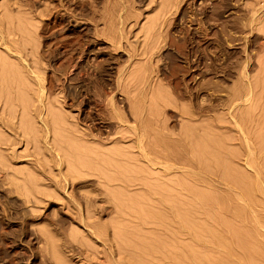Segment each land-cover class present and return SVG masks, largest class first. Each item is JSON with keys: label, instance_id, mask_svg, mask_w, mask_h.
Returning <instances> with one entry per match:
<instances>
[{"label": "rangeland", "instance_id": "1", "mask_svg": "<svg viewBox=\"0 0 264 264\" xmlns=\"http://www.w3.org/2000/svg\"><path fill=\"white\" fill-rule=\"evenodd\" d=\"M139 118L156 146L178 150L182 161L195 154L194 161L207 164L214 175L208 188L198 182L200 173L193 184L210 191L207 198L213 189V205L181 187L165 190L153 178L161 166L148 167L138 153L131 129ZM263 136L264 0H0V264H264ZM114 148L127 158L108 156ZM74 171L79 178H72ZM181 171L165 180L183 178ZM240 175L255 178L251 200L233 192ZM222 195L226 204L217 200ZM179 202L183 208L196 203L194 214ZM234 210L248 220L239 221ZM245 226H254L256 241ZM254 241L258 252L250 247ZM188 246L199 263L189 260ZM201 249L209 253L202 256Z\"/></svg>", "mask_w": 264, "mask_h": 264}, {"label": "bare ground", "instance_id": "2", "mask_svg": "<svg viewBox=\"0 0 264 264\" xmlns=\"http://www.w3.org/2000/svg\"><path fill=\"white\" fill-rule=\"evenodd\" d=\"M121 17H122V16H121ZM121 19H122V18H121ZM123 21H124V18H123ZM123 23H124V22H123ZM120 24H121V23H120ZM125 24H126V23H125ZM123 25H124V24H123ZM111 27H112V26H111ZM122 27H123V26H122ZM111 30H112V29H111ZM115 30H116V29H115ZM120 31H121V30H120ZM112 34H114V33H111V35H112ZM115 34H116V33H115ZM118 34H119V36H120V39H119V38H117V39L120 40V41H122V40H121L122 33H120V32L118 31ZM102 36H103V34H102ZM108 36H109V35H108ZM116 36H117V35H116ZM116 36H114V38H113L114 40H115ZM119 36H117V37H119ZM122 38H123V37H122ZM107 39H108V38H107ZM107 39L104 37V39L102 40V42L107 43V41H105V40H107ZM109 39H110V38H109ZM110 40H111V39H110ZM114 40H113V41L111 40V41L113 42V47H114L113 49H114V50H115V49H117V50L121 49L120 42H119V43H118V42H114ZM108 41H109V40H108ZM96 43H97V42H96ZM121 43H122V42H121ZM64 45H65V44H64ZM153 46H154V45H153ZM59 49H60V48H59ZM147 49H148V48H147ZM55 50H56V49H55ZM75 50H76V49H75ZM83 51H84V50H83ZM120 52H121V50H120ZM138 52H139V51H138ZM148 52H149V51H148ZM156 52H157V51H156ZM57 53H58V52H57ZM76 53H77V52H76ZM51 54H52V53H51ZM130 54H131V52H130ZM132 55H133V54H132ZM154 55H155V54H154ZM55 56H56V55H55ZM55 56H54V57H55ZM134 56H135V55H134ZM152 57H153V56H152ZM54 60H57V59L55 58ZM54 60H53V61H54ZM53 61H52V62H53ZM188 63H189V62H188ZM54 66H55V65H54ZM90 68H91V67H90ZM142 70H143V69H142ZM32 73H33V72H32ZM34 73H35V72H34ZM31 75H32V74H31ZM140 75H141V74H140ZM37 76H38V75H37ZM140 77H141V76H140ZM35 78H36V77H35ZM38 80H39V79H38ZM100 81H101V80H100ZM119 81H120V80H119ZM135 81H136V80H135ZM140 82H141V81H140ZM146 82H147V81H146ZM135 83H136V82H135ZM117 84H118V83H117ZM123 84H124V83H123ZM139 84H140V83H139ZM118 87H119V86H118ZM122 87H123V86H122ZM43 88H44V87H43ZM41 89H42V88H41ZM113 89H114V88H113ZM118 89H119V88H118ZM136 89H137V88H136ZM121 90H122V89H121ZM134 90H135V89H134ZM113 91H114V90H113ZM124 92H125V91H124ZM126 92H127V90H126ZM127 93H128V92H127ZM130 94H131V93H129V95H130ZM105 95H106V94H105ZM108 95H109V94H108ZM131 95H132V94H131ZM40 97H41V96H40ZM131 97H132V96H131ZM134 98H135V97H134ZM247 99H248V98H247ZM257 99H258V98H257ZM106 100H107V99H106ZM114 100H115V99H113V97H112V98L110 99V101H109V102H110L109 105H111L112 111H113V112H116V114H117L119 111H118V109H117L118 107L116 106L117 104H115L116 102H114ZM131 100H132V99H131ZM134 100H135V99H134ZM136 100H137V99H136ZM232 101H233V100H232ZM237 101H238V100H237ZM109 102H108V103H109ZM235 102H236V101H235ZM131 103H132V101H131ZM135 103H136V102H135ZM136 106H137V105H136ZM136 106H135V107H136ZM141 106H142V105H141ZM143 106H144V105H143ZM100 107H101V106H100ZM131 107H132V106H131ZM146 108H147V107H146ZM253 108H254V107H253ZM131 109H132V108H131ZM246 109H248V108H246ZM251 109H252V108H251ZM135 110H137V109H135ZM142 110H143V109H142ZM248 110H249V109H248ZM248 110H246V111H248ZM254 110H255V109H254ZM125 111H126V110H125ZM138 111H139V110H138ZM250 112H251V111H250ZM49 113H50V112H49ZM56 113H57V112H56ZM122 113H123V112H122ZM124 113H125V112H124ZM128 113H129V112H128ZM130 113H131V114H129V115H132V114H133V112H130ZM246 114H247V112H246ZM58 115H59V114H58ZM88 115H89V114H88ZM121 115H123V114H121ZM121 115L118 114V118H119V119L121 118ZM135 115H136V114L134 113V116H135ZM139 115H140V114H139ZM139 115L137 114L136 116H139ZM248 115H249V113H248ZM52 116H53V113H52ZM124 116H126V115H124ZM234 116H235V115H234ZM244 116H245V115H244ZM244 116H243V118H244ZM251 117H252V116H251ZM42 118H43V117H41V119H42ZM53 118H54V120H53L54 126L60 128L61 125H62L61 122H60V119H59L60 117L58 118V116L56 117V115H54ZM137 118H138V117H137ZM143 118H144V117H143ZM108 119H109V118H108ZM115 119H116V118H115ZM124 119H125V118H124ZM129 119H130V118H129ZM262 119H263V117H262ZM42 120L45 121L46 119L43 118ZM50 120H51V117H50ZM103 120H104V119H103ZM112 120H113V118H112ZM136 120H137V119H136ZM138 120H139V123H138V124L136 123L137 125L133 126L132 129L130 128V129L133 131V132H132V131H131V132H132V134H133V137H134V140H135L136 146H137V148H138V151H139L138 153H139L140 157H141L144 161H146L148 167L150 166V167L154 168V167H156V166H161L160 168H161V173H162V174H156V173H155V176H154V175H153V172H155L156 169L154 168L155 170H154L153 172H152L153 169L148 170L149 172H150V171L152 172L153 178H155L157 181H158V180H162V182H161L162 185H161V186L164 187V185H165V190L168 189V188H174V189L176 190V189H178V188L180 189V187H181V191L184 190V192H185L188 196H191V197H192L193 195H199V196H197V197H200V198H197V199H201V201L204 200V199H202V198L205 197L206 199H209V200H206L205 202L207 203V201H209V202H211V205H213L212 202L214 203V200H216L215 197H214V199L212 198V197H213L212 194H216V193H212V192H213V189H212V192H211V195H210V196H211L210 198L213 199V200L210 201L211 199H210V198H207V197H209V195H206V194H210V191H209V192H208V191H204V190L201 191V190H200L201 188L198 190L197 187H196V185H195V184H198L197 182H195V181H197L196 178H197V177H200V176L203 175V176L201 177L202 180L200 181V178H199V179H198V182L201 183V184H202L203 186H205V187L209 186L210 181H208V180H211V178L214 177V175L212 176V171L210 170V171H211V173H210V171L208 170V168H207V167H206V168L204 167V166H206L207 164L203 166L202 164L196 162L197 160L194 161V155H195L194 153H192V154H194L193 157H191L192 155L189 156L188 161H182V160H181V159H182L181 156L177 154V153H179L178 150H177V152L174 151V150H176V149H174L173 151H171V150L169 149V151H167V150L161 148V147L159 146L160 144H159L158 146H156V145H155V140H154V141H151V140L148 138V134H147V126H146V124L144 123V119L142 120V118H139ZM145 120H147V119H145ZM154 120H155V119H154ZM154 120H153V121H154ZM240 120H241V119H240ZM51 121H52V120H51ZM127 121H128V120H127ZM2 122H3V121H2ZM154 122H155V121H154ZM45 123H46V124H45ZM45 123H44V124H45L46 126H48V125H47L48 122L45 121ZM49 123H50V122H49ZM51 123H52V122H51ZM53 123H52V124H53ZM146 123H147V122H146ZM148 123H149V122H148ZM240 123H241V122H240ZM242 124H243V123H242ZM63 125H64V124H63ZM119 125H120V124H119ZM149 125H150V124H149ZM260 125H261V124H260ZM51 126H52V125H51ZM236 126H238V124H237ZM55 127H54V128H55ZM258 127H259V126H258ZM118 128H119V127H118ZM116 129H117V128H116ZM153 129H154V128H153ZM48 130H49V129H48ZM61 130H62V129H61ZM65 130H66V129H65ZM149 130H150V127H149ZM187 130H188V129H187ZM196 130H197V129H196ZM254 130H255V129H254ZM114 131H115V130H114ZM117 131H119V130H117ZM122 131H123V130H122ZM129 131H130V130H129ZM168 131H169V130H168ZM62 132H63V130H62ZM125 132H126V131H125ZM207 132H208V131H207ZM241 132H242V131H241ZM241 132H240V134H241ZM89 133H90V132H89ZM117 133H118V132H117ZM117 133H116V134H117ZM188 133H189V132H188ZM209 133H210V132H209ZM83 134H84V133H83ZM118 134H119V133H118ZM126 134H128V133H124V131H123V132L120 134L121 136H120V137L118 136V137L121 138V139H124V138H126V137H129V135L127 136ZM129 134H130V132H129ZM160 134H161V133H160ZM262 134H263V133H262ZM84 135H85V137H87L88 139H90V141H91V140H95V138L93 137L94 134H88V133H86V134H84ZM86 135H87V136H86ZM181 135H183V134H181ZM258 135H259V134H258ZM58 136H59V135H58ZM58 136H57V137H58ZM153 136H154V134H153ZM167 136H168V135H167ZM190 136H191V135H190ZM193 136H194V135H193ZM195 136H196V135H195ZM242 136H243V135H242ZM74 137H75V136H74ZM157 137H158V136H157ZM203 137H204V136H203ZM263 137H264V136H263ZM0 138H1V137H0ZM87 138H86V139H87ZM189 138H190V137H189ZM197 138H198V137H197ZM256 138H257V137H256ZM260 138H261V137H260ZM260 138H259V139H260ZM126 139H127V138H126ZM168 139H169V138H168ZM187 139H188V138H187ZM206 139H207V138H206ZM61 140H63V139H61ZM65 140H66V139H65ZM98 140H99V139H98ZM102 140H103V138H102ZM124 140H125V139H124ZM134 140H133V141H134ZM197 140H198V139H197ZM211 140H212V139H211ZM251 140H252V139H251ZM54 141H55V140H54ZM58 141H59V140H58ZM63 141H64V140H63ZM121 141H122V140H121ZM201 141H202V140H201ZM207 141H208V140H207ZM94 142H95V141H94ZM117 142H118V141H117ZM157 142H158V141H157ZM163 142H164V141H163ZM192 142H193V141H192ZM247 142H248V141H247ZM262 142H263V141H262ZM0 143H1V140H0ZM57 143H58V142H57ZM64 143H65V142H64ZM98 143L100 144L99 141H98ZM182 143H183V141H182ZM205 143H206V141H205ZM5 144H7V143H5ZM59 144H60V143H59ZM62 144H63V142H62ZM104 144H105V143H104ZM166 144H167V143H166ZM183 144H184V143H183ZM201 144H202V143H201ZM203 144H204V143H203ZM260 144H261V143H260ZM0 145H1V144H0ZM70 145H71V144H70ZM75 145H76V144H75ZM178 145H179V144H178ZM191 145H192V144H191ZM55 146H56V145H55ZM57 146H58V145H57ZM98 146H99V145H98ZM174 146L176 147L175 144H174ZM174 146H173V148H174ZM181 146H182V145H181ZM192 146H193V145H192ZM211 146H212V145H211ZM59 147H60V146H59ZM64 147H65V144H64ZM166 147H167V146H166ZM209 147H210V146H209ZM262 147H263V146H262ZM74 148H75V147H74ZM134 148H135V147H134ZM206 148H207V147H206ZM212 148H213V147H212ZM98 149H100V148H98ZM108 149H109V148H108ZM114 149H115V148H114ZM122 149H124V147H123ZM187 149H188V147H187ZM194 149H195V148H194ZM196 149H198V148H196ZM203 149H205V148H203ZM59 150H60V149H59ZM66 150H67V149H66ZM69 150H70V149H69ZM75 150H76V149H75ZM115 150H116V149H115ZM124 150H125V149H124ZM124 150H123V151H124ZM185 150H186V149H185ZM185 150H184V151H185ZM188 150H189V149H188ZM190 150H191V149H190ZM201 150H202V149H201ZM201 150H200V152H201ZM212 150H213V149H212ZM212 150H211V151H212ZM99 151H100V150H99ZM118 151H119L118 149H117L116 151L110 150V152H108L107 155H108V156H112L113 158H115V157L117 158V156H119V155H120V158H122V157H124V159L127 158V157L125 158V156H121V155L124 154V153H123V154L120 153V152H123V151L121 150V148H120V152H119V153H118ZM196 151H197V150H196ZM205 151H208V149H206ZM209 151H210V150H209ZM73 152H74V151H73ZM92 152H93V151H92ZM186 152H188V151H186ZM190 152H191V151H190ZM203 152H204V151H203ZM203 152H202V153H203ZM77 153H80V152H77ZM77 153H76V154H77ZM207 153H208V152H206V156H207ZM213 153H214V152H213ZM250 153H251V152H250ZM179 154H180V153H179ZM186 154H187V153H186ZM189 154H190V153H188L187 155H189ZM228 154H229V153H228ZM58 155H59V154H58ZM92 155H93V153H92ZM95 155H96V154H95ZM200 155H201V153H200ZM204 155H205V154H204ZM136 156H137V155H136ZM206 156H205V157H206ZM80 157H82V156H80ZM138 157H139V156H138ZM185 157H186V156H185ZM195 157H196V156H195ZM202 157H203V155H202ZM105 158H106V156H105ZM116 158H115V159H116ZM136 158H137V157H136ZM196 158H198V157H196ZM208 158H209V157L207 156V159H208ZM108 159H109V158H108ZM122 159H123V158H122ZM122 159H120V162H122ZM201 159H202V158H201ZM221 159H222V155H221ZM258 159H259V158H258ZM127 160L129 161V159H127ZM127 160H126V161H127ZM132 160H133V159L130 158V161H132ZM168 160H169L170 162H169ZM184 160H185V159H184ZM253 160H254V159H253ZM123 161H124V160H123ZM222 161H224V160H222ZM228 161H229V160H228ZM107 162H108V161H107ZM133 162H134V160H133ZM208 162H209V161H208ZM218 162H219V161H218ZM219 163H220V162H219ZM248 163H249V161H248ZM90 164H91V163H90ZM113 164H115V162H114ZM133 164H134V163H133ZM199 164L202 165V166H200ZM203 164H205V163L203 162ZM259 164H260V163H259ZM76 165H79V164H76ZM92 165H93V164H92ZM92 165H91V166H92ZM106 165H107V164H106ZM111 165H112V164H111ZM120 165H121V164H120ZM147 165H146V166H147ZM185 165H187V166H185ZM188 165L190 166V168H191L192 170H187V169H186V168H189ZM219 165H220V164H219ZM79 166H80V165H79ZM79 166H78V167H79ZM83 166H84V165H83ZM85 166H86V165H85ZM88 166H89V165H88ZM137 166H138V165H137ZM225 166H226V165H225ZM71 167H72V166H71ZM76 167H77V166H76ZM107 167H108V166H107ZM112 167H113V166H112ZM112 167H111V169H114V168H112ZM148 167H147V168H148ZM208 167H209V166H208ZM216 167H217V166H216ZM222 167H223V166H222ZM222 167H221V168H222ZM80 168H81V167H79V168H77V169H78V171L82 172V170H80ZM84 168H85V167H84ZM97 168H98V167H97ZM108 168H109V167H108ZM116 168H117V167H116ZM156 168H157V167H156ZM190 168H189V169H190ZM211 168H212V167H211ZM109 169H110V168H109ZM149 169H150V168H149ZM158 169H159V168H158ZM158 169H157V170H158ZM228 169H229V168H228ZM73 170H74V169H73ZM86 170H87V172L94 173V174H97V172L99 173V170H98V169L96 170L95 168H91V167H89V169L87 168ZM114 170H115V169H114ZM177 170H183V172L181 171V172H182V176H183V178H182L181 176H180L181 178L178 176V178H176V179H172V178H170V179L165 180V179L167 178V176H168V177H171V175H170V174H171V171H177ZM257 170H258V169H257ZM107 171H109V170L107 169ZM195 171H196L197 174L195 173ZM218 171H219V170H218ZM222 171H223V170H222ZM260 171H261V170H260ZM260 171H258V172H260ZM95 172H96V173H95ZM111 172H113V171H111ZM114 172H115V171H114ZM149 172H148V173H149ZM181 172H180V173H181ZM70 173H71V172H70ZM76 173H77V174H76ZM90 173H89V174H90ZM140 173H141V172H140ZM199 173L202 174V175H200ZM228 173H229V172H228ZM235 173H236V171H235ZM238 173H239V171H238ZM78 174L80 175V173H78V172H75V171L72 172V175H73V176L75 175V177L72 176V178H75V179H76V177L79 178ZM82 174H83V173H82ZM122 174H123V173H122ZM149 174H150V173H149ZM198 174H199V175H198ZM213 174H214V173H213ZM221 174H222V173H221ZM221 174H220V175H221ZM240 174H241V173H240ZM242 174H243V173H242ZM258 174H259V173H258ZM169 175H170V176H169ZM197 175H198V176H197ZM244 175H245V172H244ZM244 175H243V176H244ZM259 175H260V174H259ZM263 175H264V173H263ZM111 176H112V175H111ZM111 176H110V177H111ZM118 176H119V175H118ZM196 176H197V177H196ZM221 176H222V175H221ZM233 176H234V175H233ZM114 177H115V176H112V178H114ZM163 177H164V178H163ZM238 177H241L240 182H239V183H241V184H239V183L236 181V183H237L238 185H240V187H241V188H240L239 186H237V187H239V188H238L239 190L236 189L237 187H236L235 185H237V184H233V183H232L233 181L230 182V180L223 179V182H224L226 185H231L230 183H232V187H233V189H234L233 192H234L235 195H236L235 191H239V193H241V192H245V193L247 194V196H246V194H245L246 197H248V196L251 197V196H252V192H251V191H255V190L257 191V185H255V184H256V183H254L255 181L253 182V179L255 180V178H253L252 181H251L249 177H246V178H245V176L242 177V175L237 176V178H238ZM255 177H256V176H255ZM81 178H82V177H81ZM112 178H111V179H112ZM115 178H116V177H115ZM151 178H152V177H151ZM233 178H234V177H233ZM251 178H252V176H251ZM257 178H258V177H257ZM263 178H264V177H263ZM106 179H107V178H106ZM120 179H121V178H120ZM134 179H135V178H134ZM228 179H229V178H228ZM77 180H79V179H77ZM109 180H110V179H109ZM186 180H187V182H188V180L191 181V183H189V184L186 183ZM231 180H232V179H231ZM234 180H237V179L235 178ZM257 180H258V179H257ZM74 181H75V180H74ZM107 181H108V179H107ZM111 181H113V179H112ZM111 181H108V182L111 183ZM116 181H117V179H116ZM120 181H121V180H120ZM128 181H129V180H128ZM142 181H143V180H142ZM142 181H141V182H142ZM124 182H126V181L123 179V184L128 183V182H126V183H124ZM135 182H136V181H135ZM138 182H139V181H138ZM193 182H195V184H193ZM218 182H219V181H218ZM234 182H235V181H234ZM112 183H113V182H112ZM121 183H122V182H121ZM161 183H160V184H161ZM253 183H254V184H253ZM140 184H142V183H140ZM158 184H159V182L157 183V185H158ZM71 185H73V181H72ZM111 185H112V184H111ZM126 185H127V184H126ZM138 185H139V184H138ZM138 185H137V186H138ZM143 185H144V184H143ZM150 185H151V184H150ZM211 185H212V184H211ZM233 185H234V186H233ZM144 186H145V185H144ZM155 186H156V185H155ZM161 186H159L160 188H157V189H162ZM199 186H200V185H199ZM199 186H198V187H199ZM167 187H168V188H167ZM200 187H201V186H200ZM214 187H216V186H214ZM214 187H213V188H214ZM150 188H151V187H150ZM150 188L148 189V187H147V189H148L149 192L152 190V189H150ZM207 188H208V187H207ZM211 188H212V187H211ZM182 189H183V190H182ZM204 189H206V188H204ZM258 189H259V188H258ZM206 190H210V187H209V189H206ZM216 190H218V189H216ZM216 190H214V191H216ZM148 191H147V192H148ZM153 191H154V190H153ZM158 191H159V190H158ZM160 191H161V190H160ZM160 191H159V192H160ZM176 191H177V190H176ZM179 191H180V190H179ZM181 191H180V196H182ZM221 191H222V190H221ZM256 191H255V192H256ZM154 192L156 193V191H154ZM167 192L169 193V190L166 191V193H167ZM249 192H251V193H249ZM160 193H161V192H160ZM182 193H183V192H182ZM225 193H226V192H225ZM231 193H232V192H231ZM239 193H237L236 198H239V196H238ZM146 194H147V193H146ZM156 194H158V193H156ZM156 194H155V195H156ZM220 194H222V193H220ZM226 194H227V193H226ZM228 194H229V193H228ZM232 194H233V193H232ZM232 194H231V195H232ZM242 194H243V193H242ZM242 194H241V195L239 194L240 197L242 196L241 199L243 198V195H244V194H243V195H242ZM248 194H249V195H248ZM250 194H251V196H250ZM253 194H254V193H253ZM148 195H150V194H148ZM155 195H154V197H155ZM169 195H170V194H169ZM175 195H178V194H175ZM175 195H174V196H175ZM216 195H217V194H216ZM216 195H214V196H216ZM180 196H179V198H182V197H180ZM183 196H184V195H183ZM232 196H233V195H232ZM237 196H238V197H237ZM254 196H255V195H254ZM154 197H153V198H154ZM175 197H176V196H175ZM226 197H227V196H225L224 198H226ZM228 197H230V196H228ZM233 197H234V196H233ZM249 197H248L247 199H250ZM86 198H87V197H86ZM89 198H90V196H88L87 201H86V202H88V203L92 200L91 198H90V199H89ZM176 198H178V197H176ZM194 198H196V197L194 196ZM218 198H219V197H218ZM222 198H223V195H222V197H221V200H220V198L217 199V200L219 201L220 204H224V203H225V202H224V203H221V202H220V201H222V200L224 199V198H223V199H222ZM234 198H235V197H234ZM251 198H252V197H251ZM88 199H89V200H88ZM146 199H147V197H146ZM161 199H162V198H161ZM166 199H167V198H166ZM231 199H232V198H231ZM244 199H246V198H244ZM148 200H149V199H148ZM172 200H174V199H172ZM175 200H176V199H175ZM175 200H174V201H175ZM178 200H179V199H178ZM178 200H177V201H178ZM182 200H183V199H182ZM224 200H225V199H224ZM239 200H240V199H239ZM250 200H251V199H250ZM161 201H164V202H165V198L162 199ZM161 201L159 200V203H160ZM188 201H189V200H188ZM192 201H194V200H192ZM225 201H226V200H225ZM235 201H236V200H235ZM246 201H247V200H246ZM167 202H168V201H167ZM183 202L186 203L187 200H186V201H183ZM195 202H196V201H195ZM202 202H203V201H202ZM222 202H223V201H222ZM230 202H231V201H230ZM236 202H239V201H236ZM90 203H91V202H90ZM149 203H150V202H149ZM161 203L164 205L163 207H166V208H167V206H165L166 203H163V202H161ZM161 203H160V204H161ZM174 203H175V202H174ZM177 203H178V202H177ZM179 203H180V202H179ZM228 203H229V202H228ZM228 203H227V204H228ZM187 204H188V203H187ZM225 204H226V203H225ZM236 204H238V203H236ZM172 205H173V204L171 203V206H170V207H172ZM179 205H181V207L183 208V207H185L186 204H184V206H182V204L180 203ZM194 205H196V203L193 204V203L189 202V205H188L189 208H183V209H186V210L189 209L188 211H190V214H191V212L195 210V209L192 210V207H193ZM229 205H230V204H229ZM229 205H228V207H229ZM242 205H243V204H242ZM160 206H161V205H160ZM186 206H187V205H186ZM203 206H204V205H203ZM206 206L208 207L209 205L206 204ZM225 206H227V205H224V207H225ZM231 206H232V205H231ZM231 206H230V207H231ZM233 206H234V205H233ZM233 206H232V207H233ZM120 207H121V205H120ZM130 207H131V206H130ZM155 207H156V206H155ZM163 207H161V208H163ZM173 207H174V206H173ZM195 207H196V206H195ZM195 207H193V208H195ZM215 207H216V206H215ZM222 207H223V205H222ZM224 207H223V208H224ZM230 207H229V208H230ZM232 207H231V208H232ZM236 207H237V205H236ZM246 207H247V206H246ZM166 208H165V209H166ZM168 208H169V205H168ZM168 208H167V210L169 211ZM182 208H181V209H182ZM203 208H204V207H203ZM208 208H209V207H208ZM210 208H211V207H210ZM225 208H226V207H225ZM229 208H227V211H228ZM231 208H230L229 210H231ZM240 208H241V206H240ZM240 208H235V209H240ZM123 209L125 210V208H123ZM123 209H122V210H123ZM165 209L163 208V210H165ZM174 209H175V208H174ZM181 209H180V210H181ZM232 209H234V208H232ZM242 209H243V208H242ZM131 210H132V209H131ZM172 210H173V209H172ZM172 210H170V211H172ZM177 210H178V209H177ZM177 210H176V211H177ZM191 210H192V211H191ZM205 210H206V209H205ZM243 210H244V209H243ZM246 210H247V209H246ZM139 211H140V210H139ZM152 211H155V210H152ZM218 211H219V209H218ZM224 211H226V209H225ZM224 211H223V212H224ZM227 211H226V213H227ZM232 211H233V210H232ZM235 211H237V210H234V212H232L233 214L235 213V215H236L235 218L237 217L238 220H239V218H240L239 221L244 220V219L246 220V218H244V217H246L245 214H244V213H245L244 211H242V210H239V211H237V212H235ZM160 212H162V210H160ZM179 212H180V211H179ZM179 212H178V213H179ZM182 212H183V213H182L183 215H182V214H181V215L184 217V214H185L187 211L185 212L184 210H182ZM184 212H185V213H184ZM229 212H230V211H229ZM229 212H228V213H229ZM178 213H176V214L178 215ZM187 213H188V212H187ZM187 213H186L185 216H187ZM192 213L194 214V212H192ZM212 213H213V212H212ZM219 213H220V212H219ZM230 213H231V212H230ZM134 214H135V213H134ZM168 214H169V213H168ZM220 214H221V213H220ZM233 214H232V215H233ZM247 214H248V212H247ZM157 215H158V214H157ZM162 215H163V213H162ZM181 215H180V216H181ZM221 215H222V214H221ZM164 216H167L166 213L164 214ZM182 216H181L180 218L184 219ZM188 216H190V215H188ZM188 216H187V218H189ZM217 216H218V214H217ZM233 216H234V215H233ZM146 217H147V216H146ZM176 217H177V216H176ZM225 217H226V216H225ZM248 217H249V215L247 216V220H248ZM250 217H251V216H250ZM157 218H158V217H155V219H157ZM187 218H186V220H187ZM214 218H215V216H214ZM220 218H221V216L219 217V220H220ZM233 218H234V217H232V219H233ZM243 218H244V219H243ZM252 218H253V217H252ZM139 219H140V218H139ZM150 219H151V218H150ZM159 219H160V217H159ZM161 219H162V218H161ZM175 219H176V218H175ZM143 220H144V219H143ZM147 220H148V219H147ZM147 220H146V221H147ZM191 220H192V219H191ZM214 220H215V219H214ZM219 220H218V221H219ZM233 220H234V219H233ZM247 220H246V221H247ZM251 220H253V219H251ZM144 221H145V220H144ZM148 221H149V220H148ZM156 221H157V220H156ZM181 221H182V220H180V222H181ZM183 221H185V220H183ZM246 221H245V223H247ZM253 221H254V220H253ZM167 222H168V221H167ZM223 222H224V221H223ZM249 222H250V220H249ZM141 223H142V222H141ZM143 223H144V222H143ZM146 223H147V222H146ZM178 223H179V221H178ZM188 223H189V222H188ZM215 223H217V222H215ZM229 223H230V222H229ZM229 223H228V224H229ZM251 223H252V222H251ZM148 224H149V223H148ZM179 224H180V223H179ZM179 224H178V225H179ZM189 224H190V223H189ZM221 224H222V223H221ZM234 224H235V223H234ZM241 224H242V223H241ZM215 225H216V224H215ZM222 225H223V224H222ZM248 225H249V224H248ZM119 226H121V225H119ZM219 226H220V225H219ZM228 226H229V225H228ZM232 226H234V225L232 224ZM177 227H178V226H177ZM183 227H185V226L183 225ZM186 227H187V226H186ZM217 227H218V226H217ZM230 227H231V225H230ZM246 227H248V226H245V228H246ZM255 227H256V226H255ZM118 228H119V227H118ZM191 228H192V227H191ZM207 228H208V227H207ZM233 228H234V227H233ZM250 228H251V227H250ZM253 228H254V226L252 227V229H253ZM137 229H138V228H137ZM178 229H180V228H178ZM182 229H183V228H182ZM209 229H211V227H210ZM252 229L250 230L249 227H248L247 230H246L245 232H246V236H247V237H250L252 240H254L255 238L257 239V237H255V235H256L258 232H253ZM133 230H134V229H133ZM183 230H184V229H183ZM187 230H188V229H187ZM190 230H191V229H190ZM190 230H188V231H189V234H190ZM212 230H213V228H212ZM218 230H219V229H218ZM230 230H231V229H230ZM232 230H233V229H232ZM254 230H255V228H254ZM257 230H259V229L257 228ZM178 231H179V230H178ZM181 231H182V230H181ZM204 231H205V230H204ZM208 231H209V230H208ZM223 231H224V230H223ZM228 231H229V228H228ZM210 232H212V231H209V233H210ZM221 232H222V231H221ZM221 232L219 231V233H221ZM206 233H207V232H206ZM217 233H218V232H217ZM222 233H223V232H222ZM230 233H231V231H230ZM243 233H244V232H243ZM243 233H242V234H243ZM123 234H124V233H122V235H123ZM184 234H185V233H184ZM211 234L214 235L215 232L210 233V235H211ZM223 234H224V233H223ZM228 234H229V233H228ZM117 235H118V234H117ZM208 235H209V234H208ZM216 235H217V234H216ZM257 235H258V234H257ZM257 235H256V236H257ZM123 236L125 237V235H123ZM123 236L120 235V237L117 236L116 238H118V237H119V238H122L121 241L124 242V240H123L124 237H123ZM219 236H220V239H221V236H222V238H223V235H219ZM227 236H228V235H227ZM229 236H230V235H229ZM231 236H232V235H231ZM131 237H132V236H131ZM212 237H213V236H212ZM214 237H215V236H214ZM224 237H225V236H224ZM244 237H245V236H244ZM258 237H259V236H258ZM142 238H143V237H142ZM173 238H174V237H173ZM218 238H219V237H218ZM218 238H216V239H218ZM226 238H227V237H226ZM253 238H254V239H253ZM260 238H261V237H260ZM130 239H131V238H130ZM223 239H224V238H223ZM223 239H221V240H223ZM232 239H233V237H232ZM247 239H249V238H247ZM247 239H245V240H247ZM256 239H255V241H256ZM140 240H141V239H140ZM227 240H228V239H227ZM245 240H244V241H245ZM260 240H261V239H260ZM115 241H116V240H115ZM121 241H120V242H121ZM214 241H215V240H214ZM224 241H225V240H224ZM240 241H241V240H240ZM255 241H254V243L251 242V243H253L252 245H254V246H250V247H253V250H254V249L256 250V248H258V249L260 248V247H258V244H257L258 242L255 243ZM262 241H263V240H262ZM120 242H119V243H120ZM140 242H141V241H140ZM226 242H227V241H226ZM226 242H225V243L223 242V243L226 244ZM247 242H248V241H247ZM127 243H128V242H127ZM127 243H126V245H127ZM203 243H204V242H203ZM209 243H210V242H209ZM209 243H208V244H209ZM230 243H231V242H230ZM243 243H244V242H243ZM243 243H241V244H243ZM245 243H246V242H245ZM249 243H250V241H249ZM263 243H264V242H263ZM263 243H261V241H260V245L263 244ZM121 244H122V243H121ZM121 244H120V245H121ZM140 244H141V243H140ZM151 244H152V243H151ZM156 244H157V243H156ZM174 244H175V243H174ZM205 244H206V243H205ZM205 244H204V245H205ZM211 244H212V243L209 244V247H210ZM213 244H214V243H213ZM216 244H218V243H216ZM220 244H221V241H220ZM227 244H228V242H227ZM227 244H226V245H227ZM241 244H240V245H241ZM123 245H124V244H123ZM135 245H136V244H135ZM137 245H139V244H137ZM141 245H142V244H141ZM145 245H147V244L145 243ZM152 245H153V244H152ZM158 245L160 246L159 243H158ZM192 245H193V244H192ZM250 245H251V244H250ZM263 245H264V244H263ZM263 245H262V246H263ZM132 246H133V245H132ZM142 246H143V245H142ZM142 246H141V247H142ZM161 246H162V245H161ZM177 246H178V245H177ZM185 246H186V245H185ZM211 246H212V245H211ZM221 246H222V245H221ZM221 246H220V247H221ZM228 246H229V245H228ZM230 246H231V245H230ZM230 246H229V247H230ZM123 247H124V246H123ZM127 247H128V246H127ZM141 247H140V248H141ZM164 247H166V246H164ZM164 247H163V249H164ZM188 247H189V246H188ZM207 247H208V246H207ZM213 247H214V246H213ZM222 247H223V246H222ZM232 247H233V246H232ZM241 247H244V246L241 245ZM263 247H264V246H263ZM148 248H149V247H148ZM152 248H153V247H152ZM152 248H150V249L152 250ZM157 248H158V247H157ZM161 248H162V247H161ZM161 248H159V252H160ZM176 248H177V247H176ZM181 248H182V247H181ZM195 248H196V247H194V249H195ZM200 248H201V246H200ZM225 248H226V246H225ZM235 248H236V247H235ZM116 249H117V248H116ZM121 249H122V248H121ZM130 249H131V248H130ZM150 249H149V250H150ZM153 249H154V248H153ZM163 249H162V250H163ZM171 249H172V248H171ZM184 249H185V248H184ZM189 249H191V248L189 247L188 250H187V249H185V250H186V251H189ZM192 249H193V246H192ZM230 249H231V248H230ZM232 249H234V247H233ZM238 249H239V248H238ZM245 249H246V247H245ZM250 249H251V248H250ZM258 249L256 250L257 252H258ZM124 250H125V249H124ZM126 250H128V249L126 248ZM141 250H142V248H141ZM141 250H140V251H141ZM147 250H148V249H147ZM162 250H161V251H162ZM196 250H197V249H196ZM199 250H200V249H198L197 251H199ZM203 250H204V249H203ZM207 250H208V249H207ZM212 250H213V249H212ZM216 250H217V249H216ZM115 251H116V250H115ZM201 251H202V249H201ZM221 251H222V250H221ZM229 251H230V250H229ZM229 251H228V252H229ZM238 251H239V250H238ZM243 251H244V250H243ZM245 251L248 252L247 249H246ZM249 251H250V250H249ZM251 251H252V250H251ZM261 251H262V250H260L259 252H261ZM146 252H147V251H146ZM146 252H145V253H146ZM156 252L159 253L158 250H157ZM180 252H181V250L179 251V253H180ZM189 252H190V253L192 252L191 254H194L192 250H190ZM199 252H200V251H199ZM215 252H216V251L214 250V252H213L214 255H215ZM252 252H254V251H252ZM252 252H251V256H253V255H252ZM263 252H264V251H263ZM147 253H148V252H147ZM160 253H161V252H160ZM165 253H166V251H165ZM167 253H168V252H167ZM179 253L177 252V254H179ZM185 253H186V252H185ZM197 253H198V252H197ZM202 253H203V251L201 252V255L203 256V254H206V253H209V252H206V253H203V254H202ZM210 253H211V252H210ZM213 253H211L212 256H213ZM221 253H222V252H221ZM221 253H220V255H221ZM255 253H256V252H255ZM109 254H110V253H109ZM170 254H171V253H170ZM186 254H187V253H186ZM188 254H189V253H188ZM222 254H223V253H222ZM253 254H254V253H253ZM256 254H257V253H256ZM260 254H261V253H260ZM119 255H120V254H119ZM143 255H144V254H143ZM161 255H162V253H161ZM189 255H190V254H189ZM189 255H187V257H191V256H192V255H190V256H189ZM198 255H199V254H198ZM220 255H218V256H220ZM249 255H250V254H249ZM107 256H108V254H107ZM120 256H121V255H120ZM120 256H119V257H120ZM132 256H133V255H132ZM155 256H156V255H155ZM157 256H159V255H157ZM179 256L181 257V255H179ZM183 256H184V257H183ZM183 256H182L181 258H184V260H185V259H186V255H183ZM196 256H197V255H196ZM196 256H195V254H194V257H192V258L189 259V260H192V259H195V260H196V259H197V261H198V263H199V259H201V258H200V256H198L199 258H195ZM205 256H206V255H204V257H205ZM225 256H226V255H225ZM242 256H243V255H242ZM247 256H248V255H247ZM111 257H112V256H111ZM130 257H131V256H130ZM167 257H168V256H167ZM170 257H171V256H170ZM248 257H249V256H248ZM255 257H256V256H255ZM86 258H88V257H86ZM108 258H109V256H108ZM128 258H129V257H128ZM202 258H203V257H202ZM208 258H209V257H208ZM221 258H222V257H221ZM221 258H220V259H221ZM244 258H245V257H244ZM253 258H254V257H253ZM253 258H252V260H253ZM112 259H113V258H112ZM167 259H168V258H167ZM176 259H177V258H176ZM204 259H206V257H205ZM204 259H203V261H204ZM220 259H219V260H220ZM227 259H228V258H227ZM245 259H246V258H245ZM247 259H250V258H247ZM85 260H86V259H85ZM87 260H88V261H91L89 258H88ZM87 260H86V262H87ZM117 260H118V259H117ZM181 260H182V259H181ZM210 260H212V258H211ZM213 260H215V259L213 258ZM217 260H218V258H217ZM223 260H224V258H223ZM255 260H256V259H255ZM258 260H259V259H258ZM121 261H122V259H121ZM170 261H171V260H170ZM182 261H183V260H182ZM187 261H188V260H187ZM221 261H222V259H221ZM238 261H239V260H238ZM241 261H242V260H241ZM165 262H166V261H165ZM179 262H181V261H179ZM183 262H184V261H183ZM185 262H186V261H185ZM201 262H202V261H200V263H201ZM209 262H210V261H209ZM247 262H248V260H247ZM250 262H254V261H251V260H250ZM155 263H156V262H155ZM157 263H158V262H157ZM186 263H187V262H186ZM190 263L192 264V261H191ZM194 263H195V262L193 261V264H194ZM211 263H212V261H211ZM241 263H242V262H241ZM116 264H117V263H116ZM151 264H152V263H151ZM202 264H204V262H203ZM207 264H208V263H207ZM212 264H213V263H212Z\"/></svg>", "mask_w": 264, "mask_h": 264}]
</instances>
